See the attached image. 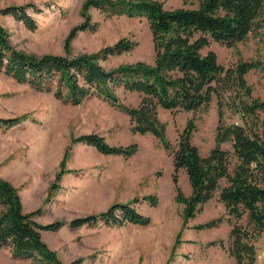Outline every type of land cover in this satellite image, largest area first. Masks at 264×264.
Masks as SVG:
<instances>
[{
	"label": "rangeland",
	"instance_id": "374dc122",
	"mask_svg": "<svg viewBox=\"0 0 264 264\" xmlns=\"http://www.w3.org/2000/svg\"><path fill=\"white\" fill-rule=\"evenodd\" d=\"M85 0H0L6 4L32 2L42 8L32 11L37 27L30 29L11 15L0 14L9 43L35 55L55 53L78 55L92 53L111 45L124 36L135 45L119 54L101 59L104 68L123 62H154L155 51L148 22L144 16L105 15L89 7L93 30L74 29L84 19ZM167 8L194 6L198 0H160ZM224 66L240 60L259 59L261 67L246 74L247 90L231 84L214 94L206 108L170 110L159 107V118L166 123V136L174 144L178 131L188 118L195 128L192 142L202 155L215 144L219 110L226 123H245L264 128V108L252 116L242 102L264 100V20L233 45L212 40ZM119 100L136 105L141 93L123 86L115 88ZM248 92V93H246ZM240 103V105H239ZM0 117H17L10 127L0 124V175L18 187L25 210L41 208L34 218L39 222L54 219L68 221L75 216L106 209L115 201H131L146 193L158 196L156 205L136 201L140 211L150 216L145 225L106 224L102 221L58 230H41V237L58 258L66 264H232L227 251L231 224L217 192L202 204L194 217L182 225L183 203L175 199L172 182L171 155L151 133L133 132L128 114L99 95L78 104L63 102L52 91L37 90L16 81L0 71ZM95 132L111 144L136 142L131 156L104 154L93 145L77 140L83 133ZM230 148V142H222ZM221 184L226 180L221 179ZM179 184L185 194L191 186L183 169ZM222 216L213 227H197L198 223ZM256 260L264 263V229L253 236ZM222 240V245L219 243ZM0 264H33L28 259L14 258L8 247L0 248Z\"/></svg>",
	"mask_w": 264,
	"mask_h": 264
},
{
	"label": "trees",
	"instance_id": "16d2710c",
	"mask_svg": "<svg viewBox=\"0 0 264 264\" xmlns=\"http://www.w3.org/2000/svg\"><path fill=\"white\" fill-rule=\"evenodd\" d=\"M89 7L105 15L144 16L152 35L154 62L138 60L104 68L101 59L135 45V41L124 36L92 53L35 55L13 47L0 23V71L37 90L52 91L63 102L78 104L89 96L99 95L125 111L133 132L151 133L171 155L175 199L183 203L181 228L217 192L226 209L225 219L231 224L227 251L234 257L232 264H254L253 236L264 229V128L226 123L219 110L215 144L202 155L191 139L194 119H187L173 144L166 136V123L159 118L158 108L197 110L208 107L212 96L220 94L226 86L235 84L247 90L245 74L261 67L262 62L240 60L224 66L218 61L216 51L207 46L212 40L233 45L257 29L260 20H264V0H198L194 6L169 8L160 0H85L84 19L71 30L68 40L74 29L96 28ZM29 9L42 10L38 4L26 2L1 6L0 14L11 15L35 29L37 20ZM120 85L141 93L136 105L119 100L115 88ZM241 106L257 118L255 112L264 108V100L242 102ZM16 120L17 117H0V124L10 127ZM77 140L93 145L104 154L124 157L138 149L136 142L111 144L95 132L83 133ZM226 141L230 142V148L221 146ZM180 169L185 171L191 186L189 194L179 184ZM221 179L226 180L225 184H221ZM139 200L156 205L158 196L146 193L131 201H115L104 210L68 221L54 219L42 223L34 218L41 208L25 210L18 187L0 175V248L8 247L12 257L28 259L33 264H66L44 242L41 230L55 231L64 224L77 227L99 221L145 225L150 222V216L138 209L135 202ZM222 219L217 216L196 226L213 227ZM219 243L222 245L223 241Z\"/></svg>",
	"mask_w": 264,
	"mask_h": 264
}]
</instances>
